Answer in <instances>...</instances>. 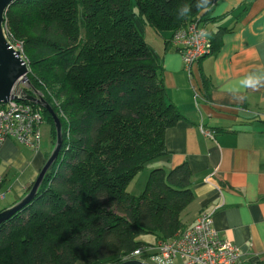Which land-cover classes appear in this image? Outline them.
<instances>
[{"label": "trees", "instance_id": "obj_1", "mask_svg": "<svg viewBox=\"0 0 264 264\" xmlns=\"http://www.w3.org/2000/svg\"><path fill=\"white\" fill-rule=\"evenodd\" d=\"M197 3L16 0L7 8L4 22L36 74L24 91L51 105L62 144L34 199L0 226V264H119L185 230L180 215L193 201L186 163L150 170L138 197L127 187L166 155L164 134L183 119L144 29L173 35L201 20ZM211 43L214 52L219 42ZM147 234L154 241L138 240Z\"/></svg>", "mask_w": 264, "mask_h": 264}, {"label": "crops", "instance_id": "obj_2", "mask_svg": "<svg viewBox=\"0 0 264 264\" xmlns=\"http://www.w3.org/2000/svg\"><path fill=\"white\" fill-rule=\"evenodd\" d=\"M201 22L219 47L188 71L171 33L144 29L167 100L183 118L166 130V155L153 162L165 171L187 164L193 201L180 215L184 229L210 214L219 237L237 248V264H264V87L236 91L245 76L264 72V0H211ZM46 156L45 145L2 143L0 210L27 192Z\"/></svg>", "mask_w": 264, "mask_h": 264}, {"label": "built area", "instance_id": "obj_3", "mask_svg": "<svg viewBox=\"0 0 264 264\" xmlns=\"http://www.w3.org/2000/svg\"><path fill=\"white\" fill-rule=\"evenodd\" d=\"M199 18L181 27L172 35L176 52L188 71L193 62L210 56L213 46ZM41 109L10 98L0 104V146L7 139L37 151L40 146ZM208 135V134H207ZM3 179L0 176V202L4 200ZM137 260L144 264H237V248L221 239L212 227L210 214L201 213L195 223L166 241H157L152 247H138L121 262Z\"/></svg>", "mask_w": 264, "mask_h": 264}, {"label": "water", "instance_id": "obj_4", "mask_svg": "<svg viewBox=\"0 0 264 264\" xmlns=\"http://www.w3.org/2000/svg\"><path fill=\"white\" fill-rule=\"evenodd\" d=\"M14 1L16 0H0V104L7 103L10 98H13L42 108L51 118L54 129V143L30 189L21 199L9 207L0 210V226L20 212L34 199L43 184L47 172L55 164L62 144L61 122L54 113L52 107L41 96L30 95L20 87V84L25 81L28 73V66L27 63L18 56L19 52L13 46L7 44L2 29L4 14ZM119 264L144 263L137 260H130Z\"/></svg>", "mask_w": 264, "mask_h": 264}, {"label": "rangeland", "instance_id": "obj_5", "mask_svg": "<svg viewBox=\"0 0 264 264\" xmlns=\"http://www.w3.org/2000/svg\"><path fill=\"white\" fill-rule=\"evenodd\" d=\"M2 29H3V34L6 38L5 40H6L7 44L13 46L19 52L18 56H20L21 59L25 60L24 54H23V43L21 41L16 40L12 36V34L9 31V27H7L6 21L4 22ZM28 74H29V76L27 77V75H26L25 81L20 84V87L23 89L27 88L28 83L31 81V79H34L36 77V74L32 73L31 70L28 71ZM33 95H37V96L39 95L43 98V96L37 92H33ZM24 104L32 105V104L26 103V102H24ZM34 106H36V105H34ZM37 107H39V106H37ZM40 109H41V113H42L43 122L40 126V146H39V148H41L43 145H45L47 147V155H48L51 148H52V134H51L52 127H51V124L47 122V115H46V113H44V110L42 108H40ZM155 164H156L155 162L149 163L148 165L145 166L143 171L139 172L137 174V176L133 178V180L130 182V184L128 185V188H127L128 191L130 192V194H132L135 197L140 196V194L144 190L146 180H147V175H148L149 171L154 169V168H160V167H158V165H155ZM170 170L171 169H169L167 171H170ZM6 202H8V206H10V205H12L13 201H11L9 199V197H7ZM183 229H184V226H183L182 230ZM138 240L143 242V243H151L152 241H154V236L148 235V234L142 235L139 237ZM128 255L129 254L121 257V260H122V258H124L125 256H128ZM77 264H80V263H77Z\"/></svg>", "mask_w": 264, "mask_h": 264}, {"label": "clouds", "instance_id": "obj_6", "mask_svg": "<svg viewBox=\"0 0 264 264\" xmlns=\"http://www.w3.org/2000/svg\"><path fill=\"white\" fill-rule=\"evenodd\" d=\"M210 4V0H198L197 8L202 10H207L208 6ZM190 11V6L184 5L182 9L180 10L179 15L181 17L186 16ZM200 36H206L207 32L204 29H201L199 32ZM239 87L236 89V91H239L240 89H252V90H258L261 87H264V72L260 73H251L247 76H245L243 79H241L238 82ZM162 264V262H161Z\"/></svg>", "mask_w": 264, "mask_h": 264}, {"label": "bare ground", "instance_id": "obj_7", "mask_svg": "<svg viewBox=\"0 0 264 264\" xmlns=\"http://www.w3.org/2000/svg\"><path fill=\"white\" fill-rule=\"evenodd\" d=\"M25 61V60H24ZM26 62V61H25Z\"/></svg>", "mask_w": 264, "mask_h": 264}]
</instances>
